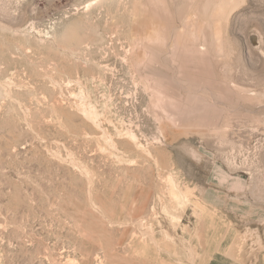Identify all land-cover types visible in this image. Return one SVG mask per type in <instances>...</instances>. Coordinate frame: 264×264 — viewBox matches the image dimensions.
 Wrapping results in <instances>:
<instances>
[{
	"label": "rangeland",
	"instance_id": "374dc122",
	"mask_svg": "<svg viewBox=\"0 0 264 264\" xmlns=\"http://www.w3.org/2000/svg\"><path fill=\"white\" fill-rule=\"evenodd\" d=\"M0 264H264V0H0Z\"/></svg>",
	"mask_w": 264,
	"mask_h": 264
}]
</instances>
